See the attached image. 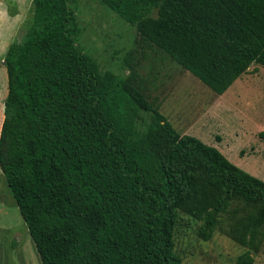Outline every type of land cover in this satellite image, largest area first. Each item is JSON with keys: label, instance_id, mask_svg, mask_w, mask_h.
Wrapping results in <instances>:
<instances>
[{"label": "trees", "instance_id": "trees-1", "mask_svg": "<svg viewBox=\"0 0 264 264\" xmlns=\"http://www.w3.org/2000/svg\"><path fill=\"white\" fill-rule=\"evenodd\" d=\"M96 1L217 96L264 68V0ZM72 2L30 0L0 60V176L39 263L180 264V212L200 222V239L219 231L246 249L235 264H252L264 182L177 133L129 61L125 77L100 72L76 44Z\"/></svg>", "mask_w": 264, "mask_h": 264}, {"label": "rangeland", "instance_id": "rangeland-1", "mask_svg": "<svg viewBox=\"0 0 264 264\" xmlns=\"http://www.w3.org/2000/svg\"><path fill=\"white\" fill-rule=\"evenodd\" d=\"M71 7L79 28L76 44L96 61L100 72L125 77L124 62L129 61L146 100L158 106L177 133L215 148L231 164L264 182L263 67L252 64L217 96L167 56L142 45L130 25L96 0H73ZM29 11L30 0H0V60L8 44L20 40ZM5 93L6 76L0 63V124ZM199 225L178 212L173 252L180 264H235L236 257L246 251L219 231L206 241L200 239ZM250 256L252 264H264V238ZM0 264H40L1 176Z\"/></svg>", "mask_w": 264, "mask_h": 264}]
</instances>
